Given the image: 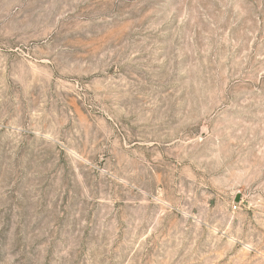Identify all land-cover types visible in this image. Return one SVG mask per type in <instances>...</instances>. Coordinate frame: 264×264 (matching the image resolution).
Segmentation results:
<instances>
[{"label": "rangeland", "instance_id": "374dc122", "mask_svg": "<svg viewBox=\"0 0 264 264\" xmlns=\"http://www.w3.org/2000/svg\"><path fill=\"white\" fill-rule=\"evenodd\" d=\"M0 264H264V0H0Z\"/></svg>", "mask_w": 264, "mask_h": 264}]
</instances>
